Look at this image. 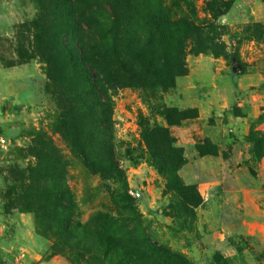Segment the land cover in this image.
I'll return each mask as SVG.
<instances>
[{"label": "rangeland", "instance_id": "1", "mask_svg": "<svg viewBox=\"0 0 264 264\" xmlns=\"http://www.w3.org/2000/svg\"><path fill=\"white\" fill-rule=\"evenodd\" d=\"M57 1L0 0V264H70L60 256L50 258L54 239L38 234L34 212H24L34 202L29 192L36 182L49 189L60 182L67 188L77 206L74 221L80 224L97 211L117 214L111 197L118 189L114 177L91 173L61 133L67 134L65 128H69L79 136L73 107L79 110L86 105L89 95L84 87L68 85L63 99V91L54 89L47 79L42 54L48 50L46 33ZM126 1L75 2L92 26L88 31L92 58L109 51L115 25L123 34L134 33L136 24L142 22L125 9ZM161 1L172 21L183 17L189 4L197 18L209 25L205 35L214 40L220 56L193 55L188 42L183 60L188 73L177 77L173 88L109 90L115 159L141 215V221L130 227L183 254L191 264H264V159L253 157L247 137L251 132L264 135V0H220L231 8L218 18L207 12L211 0ZM146 3L141 9L146 5L156 9L160 0ZM82 27L87 30L86 25ZM39 35H43L42 45ZM180 36L173 31L171 39ZM141 37L147 38L145 45L161 47L146 32ZM165 57L173 55L165 53ZM223 82L228 87L221 91ZM191 85L196 90L189 96ZM225 97L229 112L213 110L199 120L196 104ZM241 99L249 107L247 113L258 117L248 130L228 134L223 126L229 117L243 115L237 107ZM163 108L198 111L196 119L168 127L175 147L183 149L187 161L178 176L185 185H196L202 199L190 215L181 214L180 199L167 190L166 179L150 163L143 143V128L167 127L160 115ZM204 142L215 145L218 156L200 157L195 147ZM46 149H56L53 169L48 167ZM47 207H41L45 218L54 213Z\"/></svg>", "mask_w": 264, "mask_h": 264}, {"label": "trees", "instance_id": "2", "mask_svg": "<svg viewBox=\"0 0 264 264\" xmlns=\"http://www.w3.org/2000/svg\"><path fill=\"white\" fill-rule=\"evenodd\" d=\"M76 1L56 2L51 26L46 33L48 50L42 54V58L47 64V79L54 89L63 91L60 92L63 99L66 94L64 89L68 85L75 89H87V104L81 103L79 110L73 107V117L76 120L74 129L75 133H80L79 136L70 133L69 128H65L67 134L63 131L61 133L69 142L71 152L91 173L114 177L118 189L112 191L111 197L117 214L97 211L85 224L74 221L77 206L69 190L60 186V182L51 189L36 182L29 192V195L34 196V202L24 212H34L39 227L38 234L49 240L54 239L50 258L60 256L70 264H191L183 254L153 241L144 231L130 227L141 221V215L137 211L135 199L128 193L125 173L115 159L111 143L112 101L108 92L110 89L124 87L163 90L173 88L175 79L188 73L183 63L189 49L188 42L191 44L189 53L193 55L209 52L215 58L220 56L214 49V40L205 35L209 25L197 18L189 4L183 17L172 21L161 0L156 9L150 10L148 5L141 9L146 0H127L125 5L128 8L125 9L142 22L136 24L134 33L123 34L119 25H115L109 51L101 52L103 56L99 59L92 58L88 52V31H92V26L84 18L80 7L74 6ZM206 7L212 18H218L226 15L231 5L211 0ZM82 25H86L87 30ZM169 31L171 35L173 31H177L181 36L172 40L167 33ZM145 32L154 37L161 47L155 49L149 43L145 45L147 38L141 37ZM38 37L42 45L40 38L43 35ZM165 53H171L173 57L166 58ZM160 115L167 127L143 128L145 150L152 166L166 179L167 190L180 199L181 214L190 215L200 206L202 199L196 185H185L178 176L187 161L183 149L175 147L168 127L196 119L198 111L163 108ZM247 137L253 146V157L258 161L263 160L264 135L257 136L251 132ZM95 142H100L101 148ZM195 148L200 157L218 156L217 147L209 142L196 145ZM46 150L49 156L48 167L53 169L56 165L52 158L57 156L56 149ZM59 162H62L61 158ZM39 167L46 170L45 165ZM32 173L35 180L36 176ZM46 206L54 210L53 215L48 218L42 216L41 207ZM45 224H49V227Z\"/></svg>", "mask_w": 264, "mask_h": 264}, {"label": "crops", "instance_id": "3", "mask_svg": "<svg viewBox=\"0 0 264 264\" xmlns=\"http://www.w3.org/2000/svg\"><path fill=\"white\" fill-rule=\"evenodd\" d=\"M261 80H263V78ZM263 82H264V80H263ZM222 84L223 85L220 86V90L221 91H223V89H226L228 87L227 86V83L223 82ZM240 87H241V85H240V83H238V85L236 86V88L239 89V92H241L240 91L241 90ZM195 90H196V86L191 85L187 89V91H188L187 94L189 96L191 94L194 95L195 92H193V91H195ZM230 93H231L230 95L233 96V98H234L235 93H233V91H231ZM219 94H221V93L219 92ZM219 94H216V96H218ZM228 101L229 100H227V98L225 97L221 101H219V99H217L216 102H213V101L209 100L208 102H202V104H199V105L196 104L195 107H197L199 109V120L205 119L207 117V115H210V113L213 112V110H219V111H227V112H229L231 110V108L228 106ZM237 107L242 108V114L243 115L242 116H239V117H229L228 124L225 125V126H223L225 128L223 130L225 132H227L228 134L229 133H234V132H237L238 133V130L239 131L248 130L250 124L253 123L257 119V117H258V115H251V114H248L247 113V109L249 107L246 104V102L243 101V99H241L239 102H237ZM261 107H264V105L262 104Z\"/></svg>", "mask_w": 264, "mask_h": 264}]
</instances>
